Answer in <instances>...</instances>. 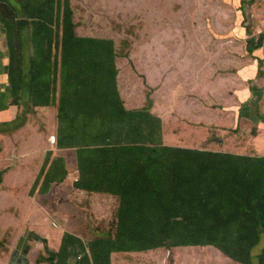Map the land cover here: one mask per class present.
<instances>
[{
  "label": "trees",
  "instance_id": "16d2710c",
  "mask_svg": "<svg viewBox=\"0 0 264 264\" xmlns=\"http://www.w3.org/2000/svg\"><path fill=\"white\" fill-rule=\"evenodd\" d=\"M9 1L0 0V23L12 58L11 93L17 103L21 93L30 101L0 130L26 122L25 106L33 112L57 107L56 146L76 149L74 187L119 198L114 235L85 243L64 233L53 264H114L115 253L152 250L163 251L173 264L180 248L212 246L233 264H264V249L256 252L257 262L252 253L264 233V155L165 144L150 93L146 105L131 107L138 101L126 84L119 90L115 41L78 34L71 0ZM246 31L249 37L237 40L244 41L245 55L264 40L248 26ZM24 52L28 70L22 60L15 63ZM52 156L48 150L31 195L39 186L48 193L68 177L64 159Z\"/></svg>",
  "mask_w": 264,
  "mask_h": 264
},
{
  "label": "rangeland",
  "instance_id": "374dc122",
  "mask_svg": "<svg viewBox=\"0 0 264 264\" xmlns=\"http://www.w3.org/2000/svg\"><path fill=\"white\" fill-rule=\"evenodd\" d=\"M12 2L11 0L7 3ZM71 2L75 21L77 22L78 34L111 38L115 41L119 57H116V65L119 70L117 79L119 78V82L121 81L123 84H126V92L131 98L139 102L137 106L144 105L145 96L148 92L151 94L153 90L149 82L154 81L156 83V79L158 80L159 76V89L166 90L165 94L161 91L159 97L167 100L168 95L171 102L177 97L182 105L178 112L179 122L176 124L175 122L168 123L167 121L168 133L172 134V132L183 131L184 141L180 140V143L187 144L192 148L199 144L195 143L196 138H199L200 143L203 142L202 146L206 147L207 143L215 137L213 147H220L219 143L216 142L217 137L213 132V125H210L207 120L206 123L201 122V124L198 122L193 124V121L203 118L208 119L211 114L222 111L205 109L202 103L204 108L203 116L194 113L192 108L195 100L188 98L191 97L189 93L194 91L196 85L193 82L190 84L184 83L180 86L172 85L170 83L171 75L168 73L167 77V73L161 74L162 72H167L166 69L164 71L162 69L158 71L155 68L152 69L150 52L153 50L155 54L160 55L159 61H161L163 59L161 54L165 51L164 49L178 50L174 48V45L182 40L184 49L205 50L206 60H211V58L213 60L225 59L220 57L221 51L230 52L234 44L237 45L236 49L240 53H244V41L237 40H245L249 37L246 26L251 29L252 34L257 39L260 35L264 34V0H71ZM27 39V36L25 39L23 37V42ZM255 49V51L263 53L264 40L261 42V46ZM134 54L135 56H133ZM262 60L264 61V59ZM22 62L26 67L29 65V58H27L26 52H24ZM229 62L230 59H225L219 66L224 67L223 65ZM207 70V74H209L211 72L209 67ZM121 73L122 75L120 76ZM212 80L201 78L197 84L201 88L198 92L199 97L206 101L210 108L227 107L228 104L225 98L229 96V87H224L218 79L214 82ZM168 84L170 87H168ZM263 86L264 82H260L257 87L256 85L251 87L252 91L254 90L255 97L262 96L259 99V103L258 101L255 102L259 106L261 105V107H264ZM167 90L169 91L167 92ZM170 93L174 95V98ZM25 107L31 121V138H33L29 142L26 141L29 135H24L23 138L26 141L27 150L38 149L35 154L28 155L22 161L31 166L29 175L24 178V182L29 190L44 163L45 154L48 151V147H50L49 144L52 143L50 135L53 133L50 131L58 133L59 123L57 107H43L34 112L30 106ZM44 109L46 112L43 113ZM50 114L52 116L51 118L46 117V119H50L46 124L42 117ZM54 118H57L56 123ZM227 120L229 121L228 124L231 125L232 118L228 117ZM10 121L14 123L16 119ZM246 122L243 120V123H240L242 131L251 127H247ZM26 126L24 125L20 131H24ZM7 131L8 129L4 130V132ZM44 135L48 141L46 146H44ZM175 139V136L171 137V139L167 140L168 143L166 144L176 146ZM249 142L250 140L247 139L246 134L244 137H241L238 145L251 147ZM261 143L264 144V137ZM9 144V147L6 149L5 141L0 140V157L7 156L12 150H15L17 145L20 146V141L14 139ZM14 145L16 146L14 147ZM53 146L55 147L56 143ZM69 152L73 153V151ZM250 152H253V149ZM71 161L73 160L71 159ZM68 172L69 174L76 175V172L73 170H68ZM71 185L72 183H66L65 189L53 188V192H51V210L55 217L51 216L49 222H51L53 233V229L55 230V228L59 231L56 230V234H52L55 237L52 239V244L57 246L59 242L56 239L61 238L64 232H72L70 234L78 236L85 243H89L107 233L113 236L115 233L119 198L99 193H83L76 188V190L72 189ZM7 192L9 193L11 190L6 188V185L1 182L0 208L2 207V209L6 208ZM15 195L19 196L14 197V201L21 195H24L22 187L16 191ZM29 195L32 197L31 194ZM7 198L12 199L10 196ZM57 199H60V201L57 202ZM38 200L33 197L30 198L31 205L39 206ZM14 214L15 222L23 221L24 216L21 212H19V218L18 212L14 211ZM60 215H62V218ZM61 222L63 225L60 224ZM60 226L65 231H62ZM23 228L21 226L19 229H16L14 226H10L6 216L3 219L0 218V246L3 250L7 251V255L3 257L0 252V261H3L4 264H53V259L58 249L53 247L51 249H44L43 251L39 246L38 250V246H32V241L29 238V243L25 242L31 230L27 229L23 233ZM5 232L7 233L2 235ZM19 236V240L23 239L22 244L17 242V237ZM38 241L48 243L45 238ZM50 244L48 243L49 247ZM174 256L175 258L177 257L175 261L173 260L174 264H233L227 257L218 252L217 248H213V246L199 249L193 247L180 248L175 251ZM35 257L37 262L34 260ZM166 259L167 257H165L164 252L161 250H152L144 254L115 253L113 255L114 264H167ZM72 264H74V260Z\"/></svg>",
  "mask_w": 264,
  "mask_h": 264
},
{
  "label": "crops",
  "instance_id": "0c3cea01",
  "mask_svg": "<svg viewBox=\"0 0 264 264\" xmlns=\"http://www.w3.org/2000/svg\"><path fill=\"white\" fill-rule=\"evenodd\" d=\"M26 36H28V31H23L22 38L24 37L25 39ZM174 48L175 49L177 48L178 50L164 49L165 51H163L161 54V57L163 58L161 61H159L160 55L155 54L154 51L152 50L150 52L152 59L151 62L152 69L155 68L156 71H158L159 69H162L164 71L166 69L167 72H162L161 74L167 73V77H168V73H169L171 75L170 83L172 85L180 86L183 85L184 83L190 84L192 82L196 85L194 91L189 93L191 97H189L188 99L193 98V100H195V104L192 110L197 115L203 116L204 108L202 106V103L204 104L205 109H213V111H218V110L222 111L220 113L215 112L211 114L208 117V119L203 118L193 121V124L196 122L201 124V122L206 123L207 120L210 125H213V132L217 137L216 142L219 143L220 147L218 146L213 147V143L215 142L214 141L215 137H214L211 141L207 143L206 147L202 146L203 142L200 143L199 138H196L195 143H199V144L193 148L208 149L216 152L217 151L229 152L240 155H264V144L261 143L262 138L264 137V114H263L264 107L258 105L259 99L262 96L255 97L253 92L254 90L252 91L251 89V86L256 85L257 87V85H259L260 82H264V66H263L264 61L260 67V60L264 59V52L261 53L260 51H255L256 50L255 49L251 54L245 55L244 53H240L239 50L236 49L237 45L234 44L230 49V52L228 51L224 52V50L221 51L220 53L221 58L230 59L229 63L223 65L224 67H221L219 66V64H222V61L225 59L213 60L211 58V60H206L205 50L184 49V43L182 40L176 43L174 45ZM28 54L29 53H27V58H29L30 60ZM133 56H135V54ZM11 60L12 58L10 57L8 44H6V39H5V29L1 27V23H0V128L3 127L2 123L4 122L8 123L11 122L10 120L16 119L18 113L20 112V106L24 104V102L29 103L30 101V97L23 93H21V95L19 96L20 102L17 103L14 101V96L11 93V86L8 75V69ZM21 60H23V55L20 56L15 55L16 65H19V63H21ZM208 67L211 71L209 74H207ZM26 69L28 70V66L26 67ZM15 74L19 75V71L18 70L15 71ZM227 74H229V76H227ZM201 78L206 80L213 79L212 82L218 79L220 80V82L223 84L224 87H229L230 89V92L228 93L229 96L225 98L228 104L227 107L224 108L222 107L217 109L214 107L210 108L207 102L199 97L198 92L200 91L201 88L199 85L197 86V84L199 83ZM254 81H256L255 84ZM119 84L121 91L123 87L122 86L123 83L120 81ZM149 84L153 89L151 91L152 95L150 94V100H151L150 111L152 114L159 116L163 121L164 143L165 144L168 143L167 140L175 136L176 137L175 143L178 146L183 145L189 147L187 144L180 143V140L184 141V136L182 134L183 131L182 132L177 131L175 133L172 132V134H170L168 133L167 130V121L168 123L175 122L176 124L179 122L178 112L182 106L181 101L178 100L177 97L175 99L174 95H172L171 93H170L171 96L174 98L172 102L171 99L169 98L170 96L168 95H167L168 97L167 100H165L163 97L161 98L159 97L161 91H163L164 94L166 92V90L164 89L161 90L159 89L160 87L159 76H158V80L156 79V83L154 81H150ZM168 87H170L169 84ZM168 91L169 90H167V92ZM252 100H254V102L258 101V103H254L252 102ZM146 102L147 100L145 96L144 105H146ZM138 103L133 104L131 107L136 108ZM252 104H257L258 107L252 106ZM44 112H46L45 109L43 113ZM51 116H52L51 114L47 116H43L42 119L47 124L50 119H46V117L51 118ZM228 117L232 118L231 125L228 124L229 122L227 120ZM56 119L54 118L55 123H56ZM240 119L242 120L241 122ZM243 120L247 121L246 122L247 127L251 126L250 128H247V130L245 131H242L241 130L242 127H240V123L242 124ZM30 123L31 121L28 117L26 122L22 123L21 126H19L17 129L11 130L9 132L8 131L4 132L0 130V140L5 141L6 149L9 147L10 145L9 143H11L14 139H18V141H20V146L14 145V147L16 146L15 150H12L9 154H7V156L0 157V183L2 182L3 184L6 185V188L11 190V192L9 193L7 192L6 208L3 209L2 207L0 208V218L3 219V217L6 216L9 225L14 226L16 229H19L21 226L24 227L22 229L23 233L25 232V230L30 229L31 232L28 233L27 235L28 237L25 240V242L29 243V239H30L32 241V246L33 245L35 247L38 246L37 248L38 250H39V246L40 249H42L43 251L46 248L51 249L53 247L59 249L61 244L60 239H62L63 235H61V238L59 237L56 239V241H58L59 243L57 246H54L52 244L53 243L52 239L55 237L54 235L52 236V234L54 233L56 234V230L58 231V229L57 228H55V230L53 229L54 231L53 233L51 222H49V218L51 216L55 217L53 211L51 210L52 199H50V196H51V192H53V188L65 189L66 183H72L71 188L75 189L73 181L77 180L79 176L76 149L75 148L60 149L57 146L54 147L52 143H51L52 145L49 144L50 147H48V150H53L52 153L54 157L63 158L65 161L66 168L68 170L75 171L76 175L68 174V177L64 182L60 183V185L57 184L53 185L48 193H40L39 192L40 186H39V188L32 195L34 199L36 200L39 199L38 200L39 206H32L30 201V198L32 197L29 194H31V188L35 181L32 183L31 188L28 190L27 185L24 182L25 181L24 178L25 176L29 175V170L31 166L25 162H22L26 159L28 155L35 154L38 150L37 148L27 150L26 147V141L29 142L33 138V137L31 138L32 131H31ZM24 125H27L24 131H20L21 129H23ZM50 132H52L55 135L57 134L56 131L51 130ZM246 134H247V139L250 140L249 145H251V147H243L238 145L240 143L241 137H244V135ZM24 135H29L26 141L23 138ZM43 139H44V146H46V143L48 144V141L45 135ZM251 149H253V152H250ZM69 151H73V153H70ZM71 159L73 161H71ZM21 187L24 195H21L18 199H16V201H14L13 198L19 196V195H15L16 191L20 190ZM79 191L83 193L88 192L85 190H79ZM99 194H105V193H99ZM106 195H110V194H106ZM8 196L12 197V199L7 198ZM56 201L59 202L60 199H57ZM14 211L18 212V218L20 217L19 212H21V214L24 216L23 221L15 222ZM60 217L62 218V215H60ZM24 223L27 224L24 225ZM60 224L63 225L62 222ZM62 228L63 227L60 226L61 230ZM6 233L7 232H5L2 235H5ZM30 233L33 234L29 235ZM34 235L38 236L41 239L45 238L47 242L51 243L52 245L50 244L49 247L47 243V245L44 246V243L42 241H38V239H35ZM19 238L20 236L17 237V242L22 243L23 239L19 240ZM42 245L44 248L42 247ZM263 246H264V233L261 236V242L259 246L257 248H254V250L257 253H260L261 250L264 248ZM6 247L8 248V246ZM260 247L261 249H259ZM0 250H2L0 251L2 257L7 255V251L3 250L1 246H0ZM42 253L44 254V252ZM175 259H177V257L175 258L174 256L173 260L175 261ZM34 260L36 261V257L34 258ZM166 262L168 264V262L170 261L166 259ZM0 264H4V262L0 261Z\"/></svg>",
  "mask_w": 264,
  "mask_h": 264
},
{
  "label": "built area",
  "instance_id": "2783aa9c",
  "mask_svg": "<svg viewBox=\"0 0 264 264\" xmlns=\"http://www.w3.org/2000/svg\"><path fill=\"white\" fill-rule=\"evenodd\" d=\"M50 141L52 142V144H55L57 142V137L55 134L50 135Z\"/></svg>",
  "mask_w": 264,
  "mask_h": 264
},
{
  "label": "water",
  "instance_id": "95a60500",
  "mask_svg": "<svg viewBox=\"0 0 264 264\" xmlns=\"http://www.w3.org/2000/svg\"><path fill=\"white\" fill-rule=\"evenodd\" d=\"M261 236H262V235H261ZM259 249H261V248H259ZM258 251H259V250H258ZM252 253H253L254 257H255V256H256V255H255L256 251H255L254 249H253ZM255 258H256V257H255ZM253 261H254V262H257V258H256V259H253Z\"/></svg>",
  "mask_w": 264,
  "mask_h": 264
},
{
  "label": "clouds",
  "instance_id": "9594fccd",
  "mask_svg": "<svg viewBox=\"0 0 264 264\" xmlns=\"http://www.w3.org/2000/svg\"><path fill=\"white\" fill-rule=\"evenodd\" d=\"M39 172H40V171H39ZM38 174H39V173H38ZM38 174H37V177H38ZM37 177H36V179H37ZM36 179H35V180H36ZM33 185H34V184H33ZM32 187H33V186H32ZM31 190H32V188H31ZM63 235H64V234H63ZM263 249H264V248H263ZM263 249H262V250H263ZM262 250H261V251H262Z\"/></svg>",
  "mask_w": 264,
  "mask_h": 264
},
{
  "label": "flooded vegetation",
  "instance_id": "af4514ba",
  "mask_svg": "<svg viewBox=\"0 0 264 264\" xmlns=\"http://www.w3.org/2000/svg\"><path fill=\"white\" fill-rule=\"evenodd\" d=\"M252 102H254V100H252ZM255 103V102H254ZM252 106H254V104H252ZM20 244V243H19ZM22 244V243H21Z\"/></svg>",
  "mask_w": 264,
  "mask_h": 264
}]
</instances>
